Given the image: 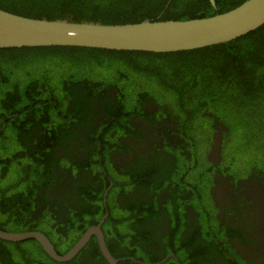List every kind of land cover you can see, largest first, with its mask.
I'll return each mask as SVG.
<instances>
[{
    "label": "trees",
    "instance_id": "1",
    "mask_svg": "<svg viewBox=\"0 0 264 264\" xmlns=\"http://www.w3.org/2000/svg\"><path fill=\"white\" fill-rule=\"evenodd\" d=\"M244 1L214 0V8L210 0H0V9L29 18L106 25L209 17ZM56 56L60 62L86 60L87 67L80 68L85 73L101 71L98 67L111 60L124 69L108 83L96 76L58 77L56 82L47 76L51 64L44 62ZM132 80L148 84L152 92L132 93L123 85ZM157 91L160 97L163 92L178 95L179 102L161 98L159 103L153 98ZM228 107L229 121L220 117ZM199 113L210 122L209 133L214 119L225 126V148L232 144L231 128L247 129V143L258 139L259 145L241 155L228 148L230 161L235 165L237 155L245 161L252 157L254 168L264 169V24L225 44L172 53L0 49V229L42 232L64 254L106 215L101 231L111 255L123 260L118 264H155L170 253L177 260L163 264H215V259L219 264H264L240 259L221 223L188 224L170 216L174 207L167 199L184 181L180 161L189 168V157L201 150L197 142L205 145L211 139L196 136ZM125 136L144 141L148 154L124 161L127 155L116 151L134 150V141L128 146L118 139ZM164 154L169 156L163 159ZM162 216L169 222H160ZM195 229L206 240L194 238ZM240 231L236 236L246 244ZM0 264L107 262L92 237L68 263L51 260L34 240H0Z\"/></svg>",
    "mask_w": 264,
    "mask_h": 264
},
{
    "label": "water",
    "instance_id": "2",
    "mask_svg": "<svg viewBox=\"0 0 264 264\" xmlns=\"http://www.w3.org/2000/svg\"><path fill=\"white\" fill-rule=\"evenodd\" d=\"M210 4L215 8L214 0H210ZM263 24L264 0H246L230 11L209 17L188 20L156 18L138 23L106 25L29 18L0 9V49L58 46L172 53L225 44L253 32ZM105 219L106 215L95 226L89 227L64 254H59L52 242L39 231L9 232L0 229V240L9 243L34 240L51 260L68 263L95 237L107 264H118L123 260L110 254L101 231ZM170 257L175 259L170 254L157 264Z\"/></svg>",
    "mask_w": 264,
    "mask_h": 264
},
{
    "label": "flooded vegetation",
    "instance_id": "3",
    "mask_svg": "<svg viewBox=\"0 0 264 264\" xmlns=\"http://www.w3.org/2000/svg\"><path fill=\"white\" fill-rule=\"evenodd\" d=\"M212 126V132L208 133L211 139L206 140L207 144H201V149L205 147L207 154L195 158L190 156L188 166L190 168L191 161H195L194 166L200 172L201 169L205 168L207 185L200 188L194 183L186 184L182 182L180 188L178 187L170 192V196H173L171 204L174 207L172 215L165 210L163 211L173 219L182 217L181 221L191 224L192 222L199 223L198 214L193 209V206L197 207L203 222H211L212 224L219 222L225 227L224 229L227 231L224 234L228 235L232 248L238 253L240 259L253 260V263H255V258L264 263V177L262 172L256 170L254 166L249 168L248 174L245 171L243 175H239V166L236 167L230 161L229 145H226L225 148L223 144L227 129L215 119ZM118 139L122 140L123 143H128V146L134 141L133 151L125 154L116 151L119 156L127 155L124 161L128 162L134 160L138 155L148 154L144 141L138 143L132 137L127 136L118 137ZM210 144L212 146L208 149ZM225 154L226 156H224ZM164 155L163 159L169 156ZM258 161L260 164L261 161ZM105 197L106 195H103V202H105ZM178 209L184 210V213L180 214ZM160 222L169 221L166 216H162ZM234 229L235 232H232ZM237 231H240L241 235L247 240L246 244L238 239L236 236ZM170 254L174 255L173 253ZM229 258H232V252L229 253ZM214 263L219 264L221 261L215 259Z\"/></svg>",
    "mask_w": 264,
    "mask_h": 264
},
{
    "label": "rangeland",
    "instance_id": "4",
    "mask_svg": "<svg viewBox=\"0 0 264 264\" xmlns=\"http://www.w3.org/2000/svg\"><path fill=\"white\" fill-rule=\"evenodd\" d=\"M60 56H56V57H48L46 58V60L44 62H47L50 65L51 68H47L46 70L48 71V74L47 76L50 77L52 80H55L56 82H58V79L56 78H60V77H65V78H69V77H74V76H86V77H89L90 78H93V77H98L101 81H103L104 83H108V82H111V81H117V77H116V73H117V70L119 69H124V66L117 60H111V61H108V62H105L103 63L100 67L101 71H97V72H94V73H85L83 71H81L80 68H83V67H87L88 65V62L86 60L82 61V60H66L64 62H60L59 61V58ZM54 66V68H53ZM38 69H33V73H37L38 72ZM118 76V75H117ZM143 79L144 81L148 82L149 79H147V77H144V78H141ZM135 80V79H134ZM133 80L130 81V82H124L123 85L126 89H128L129 91H131L132 93H135V92H138L139 90H143L145 92H152V89L151 87L145 83L144 86H141V81H134L133 83ZM141 86V88H140ZM160 92V91H159ZM163 93L167 94L166 97ZM161 93V97L159 96L158 94V91L153 95L159 103H160V100H164V99H170V101L172 103H175L177 104L179 101H178V95H171L169 96V94L167 92H163ZM60 93H58L57 97L59 96ZM162 98V99H161ZM176 108V111H180V108ZM187 110H191V108H186ZM181 112V111H180ZM177 113V112H176ZM182 116V115H181ZM224 119H228L229 121V107L228 109L222 114V116H220ZM203 120H202V119ZM210 122L207 121L201 113H199L198 117H197V121L195 124H197L198 126V130H196V136L198 139H206L209 131H210V127H209V124ZM232 130V137L233 139L231 140L230 143L232 144H229V149H232L233 152L232 153H237L239 155L243 154L245 152L246 149H249L251 147H255V145H259L260 141H257L255 143H247L246 141V136H249V132L248 130H240V129H233L231 128ZM245 136V137H244ZM254 138V136H252ZM197 139V140H198ZM207 140V139H206ZM198 145H196V147H200L201 144L197 142ZM231 145V146H230ZM198 152V150L196 149L195 150V154ZM205 152V147H202L201 149V152L197 153V156L200 157L201 155H203V153ZM228 153V152H227ZM248 158V157H247ZM244 159H246L245 156H238L236 157V161H235V166L238 167L239 166V175H243L244 172L246 171V174H248V171L250 170L249 168L250 167H253L255 166L254 163L256 162L252 157H251V160L249 161H245ZM194 164H196L195 161H191V167L190 168H187L185 166V162L184 161H180V164H179V170L182 172L183 176H184V181L183 183H186V184H196L198 185L200 188H204L206 185H207V178L205 176V168L204 169H201L202 171L200 172V170L198 168H196V166H194ZM261 169V171L264 173V169L261 168V166H257V170ZM231 173L233 174V172L231 171ZM188 190V189H187ZM189 191V190H188ZM170 196V195H169ZM171 198H173V196H170L168 200H170ZM193 209L194 211L197 212L198 214V217H199V222H203L202 221V218H201V215H200V211L197 207L193 206ZM173 229V227H171V230ZM171 232V231H169ZM195 232V236L194 238H200L201 241L203 240H206L205 237L201 234V231H199L198 229H195L194 230ZM190 240V239H189Z\"/></svg>",
    "mask_w": 264,
    "mask_h": 264
},
{
    "label": "clouds",
    "instance_id": "5",
    "mask_svg": "<svg viewBox=\"0 0 264 264\" xmlns=\"http://www.w3.org/2000/svg\"><path fill=\"white\" fill-rule=\"evenodd\" d=\"M103 218V217H102ZM111 254V253H110ZM174 259V258H173ZM174 260H177V259H174ZM152 264V263H151ZM155 264H157V263H155Z\"/></svg>",
    "mask_w": 264,
    "mask_h": 264
}]
</instances>
